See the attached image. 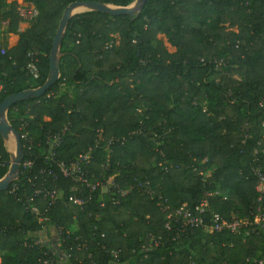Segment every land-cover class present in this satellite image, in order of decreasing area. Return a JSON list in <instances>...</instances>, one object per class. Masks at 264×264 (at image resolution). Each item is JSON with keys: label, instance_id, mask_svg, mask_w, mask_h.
I'll return each instance as SVG.
<instances>
[{"label": "trees", "instance_id": "16d2710c", "mask_svg": "<svg viewBox=\"0 0 264 264\" xmlns=\"http://www.w3.org/2000/svg\"><path fill=\"white\" fill-rule=\"evenodd\" d=\"M4 1L0 21L9 19L6 31L18 32L21 2H32L40 14L19 33L14 46L0 45V102L44 83L52 40L69 4L126 6L134 0H12L7 9ZM160 34L176 47L174 52ZM2 47L7 48L5 54ZM29 51L39 52L36 79L26 70ZM62 52L59 81L42 97L14 104L11 123L20 132L17 117L32 118L31 128L44 134L72 119L75 134L60 148V156L68 160L94 143L96 128L105 137L124 135L143 117L146 126L168 131L161 146L164 155L136 136L114 148L108 173L118 172L115 179L123 187L134 177H147L155 196L135 188L118 204L102 209L97 224L105 232L106 249L93 247L89 257L81 251L68 256L65 244L59 250L50 242L24 246L23 240L42 226L14 195L0 191V264H43L46 258H53L54 264H257L255 259L264 258V229L242 238L189 228L177 237L174 225L165 227L168 212L185 202L196 205L207 188L228 194L226 200L213 199V210L253 218L258 192L249 164L264 129V110L258 106L264 97V0H148L139 16L76 14ZM15 106L21 107L18 115L12 112ZM44 116L51 120L44 121ZM246 134L251 137L242 142ZM0 154L1 178L10 164L1 135ZM105 158L104 152L98 153L94 166ZM165 159L181 165L166 171ZM200 171L208 173L206 181ZM61 183L67 190L70 180ZM19 184L29 194L32 184L24 174ZM159 196L167 198V211L158 205ZM51 215L48 224L68 228L77 222L84 238H98L94 217L75 207L61 205ZM150 234L163 242L145 250ZM113 248L121 250L118 259L108 254Z\"/></svg>", "mask_w": 264, "mask_h": 264}, {"label": "built area", "instance_id": "2783aa9c", "mask_svg": "<svg viewBox=\"0 0 264 264\" xmlns=\"http://www.w3.org/2000/svg\"><path fill=\"white\" fill-rule=\"evenodd\" d=\"M40 14L39 9L32 2H21L19 6V15L22 22H34ZM9 25V19L0 21V30H6ZM17 33H20L19 31ZM7 48L2 47L1 53L5 54ZM26 70L34 79L40 76L38 67L39 52L29 51ZM222 59L215 61L216 68L222 63ZM2 85L0 84V88ZM259 108L264 110V97L259 100ZM12 108V107H11ZM10 108V109H11ZM13 114L18 115L21 107L15 106ZM141 115L142 109L137 110ZM29 109H27V114ZM20 125V136L24 147V158L20 163V177L25 175L26 180L32 184V189L27 193L26 189H20V178L12 182L7 191L14 195L17 201H21L26 209L34 216L37 222L42 226L41 230L29 235L23 240V245L27 247H43L50 242L55 250L61 249L66 245V253L71 256L73 251L87 252L92 256V248H105L102 239L105 238V232L100 231L97 222L103 217L102 209L108 204L116 205L131 190L137 188L141 193L150 197L155 196L154 186L147 177H134V182L128 186H121L116 181L118 172L108 173L111 167V155L114 148L118 145H125L136 136L144 138L152 145L156 152L164 155L161 146L164 144L167 130L162 132L146 126L144 118L139 119L138 126L124 135H110L105 137L101 128L95 129L96 138L94 143L81 151L72 154L70 159L66 160L60 156V148L63 146L67 136L74 135L72 119L65 122L59 129H48L44 134H39L31 128L29 118L25 116L17 117ZM44 121H50L49 116L43 117ZM264 127V122H263ZM43 128L42 124L40 129ZM246 134L242 142L250 138ZM264 129L262 138L258 139L253 145V152L250 162V171L257 179L256 191L258 197L256 209L253 218L238 216L231 212L228 216L213 210L212 201L214 198L228 199V194L219 188H207L203 191L199 203L194 206L183 203L174 211L168 212L165 227L171 229L172 226L178 230L177 237L188 231L189 228H200L204 231L215 233L229 232L236 236L246 238L259 229H264ZM105 153V159L98 167L94 166L98 153ZM2 156L0 154V161ZM167 163V164H166ZM163 168L168 171L169 167H180L181 164H175L173 161L165 159ZM203 180L206 181L208 173L200 171ZM69 179L70 185L67 190L62 185V180ZM19 191H22L21 193ZM65 208L75 207L80 212H85L90 217H94L96 224L94 228L98 234L97 239L84 238L80 225L75 222L66 228L63 225L48 224L51 221V212L58 206ZM158 205L163 211L169 209L168 200L163 196L158 197ZM47 238V239H46ZM163 238L150 234L147 245H143L145 250L155 248L161 245ZM65 251V250H63ZM120 249H109L108 254L118 259ZM1 261V260H0ZM81 263V260H77ZM257 264H264V258L255 259ZM92 263H94L92 261ZM43 264H54L53 258H46Z\"/></svg>", "mask_w": 264, "mask_h": 264}, {"label": "water", "instance_id": "95a60500", "mask_svg": "<svg viewBox=\"0 0 264 264\" xmlns=\"http://www.w3.org/2000/svg\"><path fill=\"white\" fill-rule=\"evenodd\" d=\"M147 1L148 0H134L126 6L93 1H74L65 8L52 40L49 54L50 67L44 83L37 87L11 94L0 102V135L2 136L5 150L10 158L8 170L4 176L0 178V191L7 190L12 182L19 180L20 163L24 158L21 136L9 119V110L18 102L42 97L59 81L61 77L60 62L63 55L62 44L71 18L76 14L89 11L106 12L111 15L128 14L130 16H139Z\"/></svg>", "mask_w": 264, "mask_h": 264}, {"label": "crops", "instance_id": "0c3cea01", "mask_svg": "<svg viewBox=\"0 0 264 264\" xmlns=\"http://www.w3.org/2000/svg\"><path fill=\"white\" fill-rule=\"evenodd\" d=\"M29 23L27 22H20L19 23V27L18 30L19 32H23L25 30H27L29 27ZM163 35V34H162ZM165 37V35H163ZM162 38V37H161ZM166 38V37H165ZM163 39V38H162ZM19 40V34L17 32L14 31H6V30H0V45L5 44L7 45L8 48L14 46ZM167 41V38H166ZM166 44L174 47V49L171 51L169 50V48L166 46ZM165 46L167 47V49L170 52H174L176 50V47L173 46L172 44H170L168 41L165 43ZM1 260V259H0ZM1 262V261H0ZM63 264V263H60Z\"/></svg>", "mask_w": 264, "mask_h": 264}, {"label": "rangeland", "instance_id": "374dc122", "mask_svg": "<svg viewBox=\"0 0 264 264\" xmlns=\"http://www.w3.org/2000/svg\"><path fill=\"white\" fill-rule=\"evenodd\" d=\"M11 1H12V0H5V1H4V7H5V9H7V8L9 7ZM18 34H19V33H18ZM159 37H160V38H161V37L163 38L164 44L167 42V41H166V38H165L162 34H160ZM68 46H69V43L66 42V46H65V47H68ZM166 46H167V47L169 48V50H171V51L174 49V47H172V46H170V45H168V44H166ZM0 253H1V251H0Z\"/></svg>", "mask_w": 264, "mask_h": 264}]
</instances>
